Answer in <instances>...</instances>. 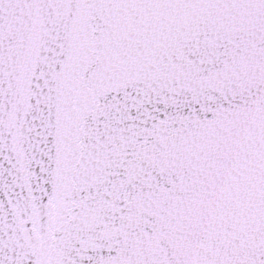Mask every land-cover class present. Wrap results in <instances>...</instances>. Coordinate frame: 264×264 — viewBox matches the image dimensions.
<instances>
[{
    "label": "snow or ice",
    "instance_id": "obj_1",
    "mask_svg": "<svg viewBox=\"0 0 264 264\" xmlns=\"http://www.w3.org/2000/svg\"><path fill=\"white\" fill-rule=\"evenodd\" d=\"M0 264H264V0H0Z\"/></svg>",
    "mask_w": 264,
    "mask_h": 264
}]
</instances>
